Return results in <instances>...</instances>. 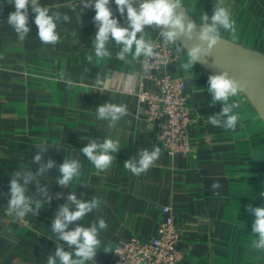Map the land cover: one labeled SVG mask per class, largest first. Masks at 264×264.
<instances>
[{
    "label": "crops",
    "instance_id": "crops-1",
    "mask_svg": "<svg viewBox=\"0 0 264 264\" xmlns=\"http://www.w3.org/2000/svg\"><path fill=\"white\" fill-rule=\"evenodd\" d=\"M75 0H40L42 6H58L53 10L66 13L71 22L60 23V40L55 45L43 44L37 36L35 14L29 4L30 33L24 41L7 24L14 6L0 0V264H47L56 241L51 232L52 218L66 197L75 192L85 201L97 198L101 203L77 224L87 227L103 218L107 228L100 234L102 247L94 264H109L112 250L120 240L134 236L142 241L153 238L161 219V208L169 206L178 228L177 249L182 258L178 264H262L264 253L250 247L259 234H252L254 215L247 208L264 207V121L260 119L246 96L238 97L242 117L236 130L214 127L208 116L218 114L222 104H211L207 92L208 76L212 75L196 64L193 76L184 72L181 64L186 53L178 56L171 73L182 77L191 108L188 137L191 146L187 156L168 154L156 141L159 123L145 119L144 109L130 93L131 85L142 75L141 60L128 64L117 59L120 50L114 41L108 47L111 58L97 62L92 40L95 35V10L73 6ZM189 15L199 23L201 13L213 14L215 0H183ZM236 22L238 39L231 41L264 55V0H222ZM123 24L116 5H111ZM158 30V29H157ZM157 30L147 28L149 37L159 39ZM223 38L230 41L228 32ZM162 41V40H161ZM171 46V45H170ZM174 48L173 46H171ZM91 55L93 62L88 63ZM130 59V57L128 58ZM85 68L88 69L85 72ZM97 73L104 79L95 86ZM132 73L141 76L130 78ZM72 81L71 86L60 76ZM150 86L149 82H146ZM126 104L129 113L109 128L108 121L99 120L96 108L104 103ZM231 102V101H230ZM88 137L102 142L106 138L119 140L121 150L113 153L116 161L106 171H99L80 152ZM49 149L44 160L57 165L64 157L78 159L81 176L70 188H61L56 180L60 173L51 169L39 177L52 195L37 216L28 214L14 222L6 214L9 182L20 165L35 171L32 163L37 146ZM162 149L160 158L140 176L124 168L126 160L138 157L141 149ZM218 181L221 187L213 190ZM80 184L86 187L79 186ZM35 184L29 185V195H35ZM62 194L60 199L56 198ZM81 194H83L81 196ZM38 198V197H37ZM11 229L14 239H8ZM91 264V261L87 262Z\"/></svg>",
    "mask_w": 264,
    "mask_h": 264
},
{
    "label": "clouds",
    "instance_id": "clouds-1",
    "mask_svg": "<svg viewBox=\"0 0 264 264\" xmlns=\"http://www.w3.org/2000/svg\"><path fill=\"white\" fill-rule=\"evenodd\" d=\"M8 3L14 6V11L7 18V24L11 26L20 41H24L30 33L29 28V4L32 5V12L35 14L34 23L37 26V36L45 45H55L59 42L60 36L57 27L60 23L71 22V17L66 13H60L53 10L58 6H42L40 0H8ZM113 0H80L84 8L95 10L93 21L95 24V35L92 40L97 62L100 59L111 58V51L108 45L114 41L119 46L117 59L126 61L128 64L140 61L141 57L156 59L159 53L155 51L156 44L149 37L147 28L151 27L153 31L159 30V37L164 46L174 47L175 54L180 56L186 52V61L181 64L184 72H190L193 76V67L203 61L208 62L213 48L221 41H224L222 32H228L230 41L237 40L238 32L236 22L232 19L230 10L223 6L222 0H215L213 14L209 16L206 12L201 13L199 19L200 31L197 32V21L188 20V9L184 6L183 0H143L139 8L134 7L133 0H114L116 10L121 16L126 13V20L121 24L111 5ZM181 37L187 41L197 43L186 50V45L181 44ZM229 42V41H226ZM130 57V59H128ZM88 63L93 62V57H87ZM144 74L148 73L147 64L142 65ZM88 71L87 68L84 70ZM141 76V73H132L130 78ZM61 81L71 86L72 81L67 80L63 74ZM104 79L100 73L95 77V86L102 87ZM244 87L241 82L231 76L228 71H222L220 74L208 76L207 92L211 94L212 100L209 105L214 106L217 103L222 104V109L218 114L208 116V122L214 127L225 130H236L238 121L246 119L239 112L234 110L240 108L239 100L231 99L238 97ZM231 101V102H230ZM126 104L104 103L96 108V116L99 120L108 121L109 128L117 127L123 117L128 114ZM88 139L85 147L80 152L91 162L95 169L106 171L111 167L112 162L116 161L113 153H118L120 148L119 140L106 138L102 142L97 139L82 137ZM49 149L42 145L37 146L36 154L32 163L38 165L35 171H32L25 165H20L18 170L12 173L9 182L10 199L6 207V214L14 217V222L23 221L28 214L38 215L39 210L47 203L50 204L52 195L48 187L40 183L39 177L44 176L51 169L59 171L60 176L56 183L63 188H70L71 182L79 180L81 176L82 164L78 159L64 157L59 165L52 159L44 160V155ZM162 149L159 146L152 150L144 148L139 150L138 159L136 157L126 160L124 168L135 176L146 173L153 164L160 158ZM35 184V195H29V185ZM81 187H86L80 184ZM213 190L221 187L218 181L211 185ZM83 194H81L82 196ZM264 195V193H261ZM38 197V198H37ZM62 197L61 193L56 195L57 199ZM67 203L61 205L56 210L51 223V232L57 238L56 241L66 242L69 251H65L64 245L56 243L55 252L47 257V264H87L91 261L94 264V258L101 248L105 252L110 251L102 247L100 234L107 228V223L103 218L92 222L85 227L83 224H77L74 229L69 230V225L83 220L89 213L100 206V201L93 197L85 201L77 197L73 191L66 197ZM247 210L254 215L252 224V234H259L250 247L258 252L264 253V207L248 206ZM7 238L14 239V233L11 229L6 230ZM264 259V258H262Z\"/></svg>",
    "mask_w": 264,
    "mask_h": 264
},
{
    "label": "built area",
    "instance_id": "built-area-1",
    "mask_svg": "<svg viewBox=\"0 0 264 264\" xmlns=\"http://www.w3.org/2000/svg\"><path fill=\"white\" fill-rule=\"evenodd\" d=\"M72 4L81 10L89 9L84 8L80 0H75ZM153 41L159 57H142L143 75L131 85L129 91L143 107L147 121L162 120L156 137L161 148L168 154L187 156L191 150L188 137L191 108L185 93L184 80L169 70V67L177 62L178 56L170 45L164 46L157 38ZM143 64L148 66L147 74H144ZM146 82H149L150 86H147ZM177 242L178 228L175 217L166 205L161 208L156 235L146 241L134 236L118 241L113 247L109 264H178L182 253L177 249Z\"/></svg>",
    "mask_w": 264,
    "mask_h": 264
},
{
    "label": "water",
    "instance_id": "water-1",
    "mask_svg": "<svg viewBox=\"0 0 264 264\" xmlns=\"http://www.w3.org/2000/svg\"><path fill=\"white\" fill-rule=\"evenodd\" d=\"M142 2L143 0H133L134 7L139 8ZM187 19L193 20L189 14ZM196 31H200L199 23H197ZM226 41L229 40L224 38V41L219 42L210 53L209 60H214L215 63L201 61L197 64L212 75L220 74L226 70L231 76L238 79L244 87L242 93L260 119L264 121V55L231 41ZM180 43L185 44L187 50L197 41L195 39L187 41L186 38L181 37ZM169 70H173V68L169 67Z\"/></svg>",
    "mask_w": 264,
    "mask_h": 264
}]
</instances>
